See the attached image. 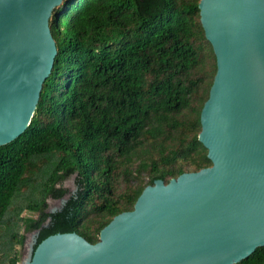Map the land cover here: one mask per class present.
I'll list each match as a JSON object with an SVG mask.
<instances>
[{
	"label": "trees",
	"instance_id": "1",
	"mask_svg": "<svg viewBox=\"0 0 264 264\" xmlns=\"http://www.w3.org/2000/svg\"><path fill=\"white\" fill-rule=\"evenodd\" d=\"M198 2L66 0L53 11V68L26 130L0 146V264H21L29 232L32 250L58 232L95 243L154 181L211 167L198 134L216 66ZM70 175L76 191L45 212ZM238 264H264V247Z\"/></svg>",
	"mask_w": 264,
	"mask_h": 264
},
{
	"label": "water",
	"instance_id": "2",
	"mask_svg": "<svg viewBox=\"0 0 264 264\" xmlns=\"http://www.w3.org/2000/svg\"><path fill=\"white\" fill-rule=\"evenodd\" d=\"M64 1L0 0V146L29 125ZM198 20L216 66L198 134L211 167L154 181L97 242L51 234L21 264H238L264 247V0H199Z\"/></svg>",
	"mask_w": 264,
	"mask_h": 264
},
{
	"label": "rangeland",
	"instance_id": "3",
	"mask_svg": "<svg viewBox=\"0 0 264 264\" xmlns=\"http://www.w3.org/2000/svg\"><path fill=\"white\" fill-rule=\"evenodd\" d=\"M56 188L59 190H63L65 193L63 196L57 199L50 197L46 201L45 212H55L56 210L60 209L63 206V203L68 199V197L76 191L74 175H70L67 178L63 179L59 184L56 185ZM26 213L27 212H24V215H26ZM30 215L32 217H37L36 213H31ZM33 233L35 232L26 233V240L24 244L18 248L20 252L21 263L27 261L28 259L29 250L35 240V234Z\"/></svg>",
	"mask_w": 264,
	"mask_h": 264
}]
</instances>
